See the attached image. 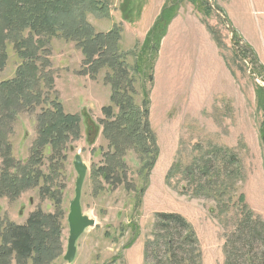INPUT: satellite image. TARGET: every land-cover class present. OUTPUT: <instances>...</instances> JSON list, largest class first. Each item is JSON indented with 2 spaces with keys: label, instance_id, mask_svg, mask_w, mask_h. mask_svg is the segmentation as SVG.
I'll return each instance as SVG.
<instances>
[{
  "label": "rangeland",
  "instance_id": "rangeland-1",
  "mask_svg": "<svg viewBox=\"0 0 264 264\" xmlns=\"http://www.w3.org/2000/svg\"><path fill=\"white\" fill-rule=\"evenodd\" d=\"M120 1L108 0V17L94 12L90 15L96 31L106 33L114 25H123ZM170 1H165L160 13ZM207 1L210 10L202 17L221 37L218 45L207 28L221 50V61H155L152 70H144L147 76L143 78L133 67L136 59L143 61L140 48L160 13L154 22L147 17L135 26L143 31L135 34L142 41L135 35L129 40L132 52L125 61L135 88L134 101L142 106L146 88L150 129L158 146L157 159L149 170L151 157L130 145L121 151L125 164L120 161L121 166L116 167L117 178L95 176L116 148L101 123L105 119L102 108L112 104V87L106 79L111 69L103 67L93 74L81 49L62 37L53 38L48 52L43 53L50 61L48 70L42 71L44 78L52 77L54 82L52 89L50 83L44 84L42 105L48 107L57 99L66 113L79 114L81 136H72L65 143L52 184L57 196L47 194V181L42 182L44 192H40V184L16 197L0 195V219L21 225L38 210L56 214L62 227V250L47 264H171L165 239L155 226L159 212L180 213L192 224L197 264H226L230 235L238 233L234 240L240 248L241 207L248 205L254 218L264 221V0ZM186 3L195 9L198 6ZM8 49L10 58L0 80L14 77L22 62L12 44ZM119 50L123 52L120 46ZM240 50L243 53L239 56ZM41 111L40 105L34 113H20L9 134L13 153L21 162L31 156ZM78 157L86 171L80 197L82 215L95 220L96 225L78 238L76 256L69 262L64 257L70 236L68 216L76 196ZM38 159L43 173H50L53 162L48 153ZM205 164L210 170L200 172ZM3 166L0 151V173ZM241 195L245 204L239 200ZM180 244L177 237L175 246ZM177 248L176 258L180 259L182 250ZM237 252L241 258L244 249ZM7 264L36 263L31 259L19 262L13 255Z\"/></svg>",
  "mask_w": 264,
  "mask_h": 264
},
{
  "label": "trees",
  "instance_id": "trees-1",
  "mask_svg": "<svg viewBox=\"0 0 264 264\" xmlns=\"http://www.w3.org/2000/svg\"><path fill=\"white\" fill-rule=\"evenodd\" d=\"M186 1L198 3V10L201 9L199 11L203 16L208 15L210 5L207 0H171L170 5L164 6L140 48L139 57L143 61L136 59L133 67L141 77L147 76L144 70H152L168 27L177 16L180 5ZM108 5V0H0V77L10 58L9 44H12L22 61L14 77L0 80V151L4 165L0 173V195L16 197L26 188L40 187L43 181H47V194L55 198L57 193L52 190L54 172L62 163L61 153L66 149L65 143L72 136H81L79 114L66 113L63 104L57 99L51 100L48 107L42 105L45 102L42 101L41 92L44 84L50 83L52 89L54 82L52 77L44 78L46 74L42 71L48 70L50 61L43 53L48 52V45L55 37L75 42L85 56L84 63L93 74L103 67L111 69L106 79L112 87V104L102 108L105 119L101 123L104 124V132L110 137L112 147L116 148L111 155H107V165L98 168L95 176L103 180L117 178L116 167L121 166L120 161L125 164L121 156L125 146L132 145L145 156L151 157L146 170L151 169L156 161L158 146L148 119V92L146 88L143 89L142 106L134 101L135 88L125 61L127 52L119 50L121 28L114 26L106 33L98 32L89 19L94 13L99 17H108ZM204 23L217 44L221 45L218 31L207 21ZM235 44L238 48L239 43ZM152 76L148 75L150 80ZM40 105L42 111L37 115V138L31 148L30 158L21 162L13 153L9 134L20 113H34L36 106ZM115 107L118 108L117 112ZM116 143L121 145L120 151ZM46 152L53 162L48 174L43 173L37 164L38 158H42ZM208 170L206 164L200 168V172L206 173ZM119 181L122 182L120 178ZM145 189L146 186L142 187L140 195ZM44 191L45 184H42L40 192ZM239 200H244L242 195ZM241 203L245 204L243 201ZM241 208L244 213L241 223L243 230L237 240L240 241L238 249H244V253L241 258L238 256L234 240L238 233L230 235L225 247L226 264H264V221L262 217L254 218L248 205ZM156 216L155 226L165 239L171 264H197V238L192 224L177 212H159ZM61 230L57 215L41 210L31 213L21 225L0 219V264H7L13 255L19 262L31 259L36 264L50 263L62 250ZM177 237L181 240L178 248L175 246ZM175 247L182 250L180 259L176 258Z\"/></svg>",
  "mask_w": 264,
  "mask_h": 264
},
{
  "label": "crops",
  "instance_id": "crops-1",
  "mask_svg": "<svg viewBox=\"0 0 264 264\" xmlns=\"http://www.w3.org/2000/svg\"><path fill=\"white\" fill-rule=\"evenodd\" d=\"M165 1H120L119 12L123 23L120 26L123 30L121 40H119L121 50L127 53L132 52L129 48L131 46L129 40L132 35H138L137 31L139 34L143 33L135 26L138 22L145 21L147 17L154 22ZM202 15L197 8L190 7L184 2L180 12L172 20L168 34L162 40L156 61H221V50L208 31ZM136 38L142 41V37L136 36Z\"/></svg>",
  "mask_w": 264,
  "mask_h": 264
},
{
  "label": "water",
  "instance_id": "water-1",
  "mask_svg": "<svg viewBox=\"0 0 264 264\" xmlns=\"http://www.w3.org/2000/svg\"><path fill=\"white\" fill-rule=\"evenodd\" d=\"M75 167L78 172L76 196L74 201L71 203L70 213L68 216L70 236L68 239V248L64 257L69 262H72L76 256V243L78 238L85 232V229L96 225L95 220L82 215L80 197L86 171L79 157L76 160Z\"/></svg>",
  "mask_w": 264,
  "mask_h": 264
},
{
  "label": "bare ground",
  "instance_id": "bare-ground-1",
  "mask_svg": "<svg viewBox=\"0 0 264 264\" xmlns=\"http://www.w3.org/2000/svg\"><path fill=\"white\" fill-rule=\"evenodd\" d=\"M189 93V92H188Z\"/></svg>",
  "mask_w": 264,
  "mask_h": 264
}]
</instances>
